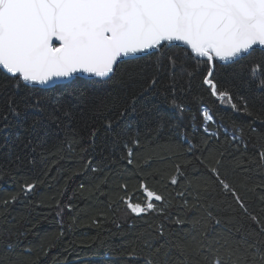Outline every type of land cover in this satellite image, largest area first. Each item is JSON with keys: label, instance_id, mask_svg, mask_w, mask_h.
Instances as JSON below:
<instances>
[{"label": "snow or ice", "instance_id": "obj_1", "mask_svg": "<svg viewBox=\"0 0 264 264\" xmlns=\"http://www.w3.org/2000/svg\"><path fill=\"white\" fill-rule=\"evenodd\" d=\"M153 57L154 74L141 95L151 94L160 83V74H166L173 105L181 113L191 111L176 102V76L186 73L190 89L198 73L201 90L214 103L249 117L251 124L264 126V0H0V90L6 91L9 85L27 90L23 109L43 113L42 119L32 120L29 135L22 141L30 162H35L31 153L44 142L42 133L47 134L45 121L55 124L66 137L71 134L65 141L70 154L84 139L89 148H95L102 128L111 137L113 151L120 152V163L105 171L87 161L83 173L104 172L95 178V192L106 197L109 208L114 203L123 205L127 216H164L177 226L158 225L163 243L148 246L145 264H264V134L254 140H246L242 129L239 136L229 134L203 105L200 128L206 140L219 141L221 132L231 135L234 151L206 148L196 155L191 144L185 152L169 142L153 146L149 138L132 135L126 118L138 111L135 96L115 116L105 117L101 127L89 124L82 114L81 133L76 114L62 101L58 99L57 107L48 111L35 95L49 88L71 95L78 91L75 85L81 77L126 92L143 78V71H136L135 66ZM241 61L247 62L243 84L248 95L234 92L219 77L220 68ZM190 67L194 72L187 71ZM23 115L21 104L9 97L6 111L0 113V133L4 134L0 149L9 147V116ZM115 129L120 131L114 134ZM251 130L257 131L255 127ZM80 151L87 148L80 147ZM23 159L17 155L16 170ZM190 168L203 171L193 179ZM253 173L262 176L256 179ZM40 182L25 181L21 193H33ZM79 188L81 195L92 191L83 183ZM21 193L0 200V210L6 211ZM174 205L178 211L169 213L167 209ZM56 207L57 216L65 208L72 210L70 204L61 206L58 200ZM92 223L99 226L100 220L94 217ZM11 249L8 245L5 251ZM38 259L33 258L31 248L17 247L12 255L0 257V264H35ZM130 259H136L134 252Z\"/></svg>", "mask_w": 264, "mask_h": 264}, {"label": "trees", "instance_id": "obj_2", "mask_svg": "<svg viewBox=\"0 0 264 264\" xmlns=\"http://www.w3.org/2000/svg\"><path fill=\"white\" fill-rule=\"evenodd\" d=\"M259 54L258 52L257 55ZM246 65V61H241L238 65L218 70L220 79L231 85L232 90L239 95H248V89L243 84L247 72ZM154 66L155 57L140 61L135 70H142L143 78L126 92L115 91L111 85L79 79L75 85L78 91L71 95L67 91L51 88L40 89L35 95L48 111L57 107L58 99L62 101L65 107L76 114V127L81 133L84 131V121L80 119L82 114L89 124L101 127L105 123V117L115 116L118 108L131 103V98L135 96L138 111L126 118L127 123L131 125L132 135L139 134L141 139L149 138L153 146L169 142L185 152L191 144L196 155L206 148L234 151L230 147L233 144L231 135L226 137L221 132L219 141L206 140L200 128L199 111L203 105H207L215 113L218 123L227 127L229 134L235 132L239 136L242 129L246 140H254L264 134V126L251 124L249 117L214 103L208 94L201 90L198 73L194 74L190 89L186 73L178 72L176 76V102L191 111L181 113L173 105V92L166 74H160V83L151 94L141 95L146 81L154 74ZM187 71L194 72V68L190 67ZM181 88L185 90L181 91ZM27 94V90L18 91L10 85L6 91L0 90V113L6 111L9 97L21 104L24 113L19 118L9 116V147L0 149V200L21 193V185L25 181L41 182L33 193L27 196L21 193L6 211L0 210V257L10 256L20 247L31 248L34 259L39 256L35 264H145L149 256L148 246L159 247L163 243L157 230L158 225L164 223L166 229H176L177 226L169 224L164 216H127L123 205L114 203L109 208L106 197L95 192V178L103 177L104 172L83 173L81 170L87 161L91 160L92 166L104 168L105 171H108V168L115 169L120 163V152L113 151L111 137L106 136L102 128L95 148H89L88 141L84 139L76 146V152L70 154L65 141L71 139V134L66 137L55 124L45 121L47 134L42 133V145L33 138L34 144L39 146L35 153H31L35 162H30L29 153L23 149L22 141L29 135L27 130L32 120L42 119L43 113L31 108L23 109L22 98ZM194 97H201V100L196 101ZM102 104H107L108 107L103 108ZM94 106L100 107V110L93 111ZM124 124L125 121L122 120L121 125ZM212 127L215 130V127ZM253 127L257 129L256 132L251 130ZM119 131L120 129H115L114 134ZM77 139L79 140V137ZM2 142L4 134L0 133V143ZM80 147L87 148V151L81 152ZM17 155L24 157L19 170H16ZM112 160H116L117 164H112ZM9 169L12 171L9 172ZM202 171V168L199 171L190 168L189 175L195 179ZM252 175L256 179L262 176L261 173ZM81 183L92 191L81 195ZM57 200L61 206L70 204L72 210L69 212L65 208L63 213L57 216ZM219 200L220 197H217V203ZM167 211L174 214L178 208L174 205ZM99 213H104V216ZM188 215L191 216L192 213ZM94 217L100 220L99 226L92 223ZM183 227L188 228L190 225L185 224ZM61 232L64 234L61 235ZM8 245L12 246L11 251H5ZM45 251L47 255L43 254ZM133 252L136 254L134 260L130 259Z\"/></svg>", "mask_w": 264, "mask_h": 264}, {"label": "water", "instance_id": "obj_3", "mask_svg": "<svg viewBox=\"0 0 264 264\" xmlns=\"http://www.w3.org/2000/svg\"><path fill=\"white\" fill-rule=\"evenodd\" d=\"M80 79L90 80V78H88V77H81ZM49 89H50V88H49Z\"/></svg>", "mask_w": 264, "mask_h": 264}]
</instances>
